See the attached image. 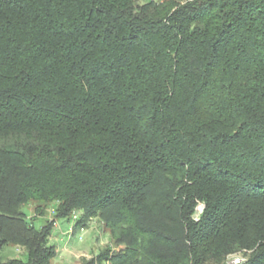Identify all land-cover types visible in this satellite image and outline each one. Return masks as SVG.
<instances>
[{"label": "trees", "instance_id": "1", "mask_svg": "<svg viewBox=\"0 0 264 264\" xmlns=\"http://www.w3.org/2000/svg\"><path fill=\"white\" fill-rule=\"evenodd\" d=\"M30 205L80 264H264V0H0V264L56 257Z\"/></svg>", "mask_w": 264, "mask_h": 264}, {"label": "rangeland", "instance_id": "2", "mask_svg": "<svg viewBox=\"0 0 264 264\" xmlns=\"http://www.w3.org/2000/svg\"><path fill=\"white\" fill-rule=\"evenodd\" d=\"M24 211L28 218L34 217L36 224H41L52 216L49 210L45 215H37L34 211V206H25ZM60 228H53L52 235L57 237L53 244L56 245L57 255L51 260V264H80L83 259H89L91 256L99 253L111 241L110 232L104 231V226L97 218L90 220L89 229L82 232L83 240L79 241L78 236L80 231H76L74 238L71 240L65 236L68 230V223L66 219H58ZM94 227V228H93ZM52 242V241H51ZM22 254V249L13 245H6L2 251L1 256L4 260H8Z\"/></svg>", "mask_w": 264, "mask_h": 264}, {"label": "built area", "instance_id": "3", "mask_svg": "<svg viewBox=\"0 0 264 264\" xmlns=\"http://www.w3.org/2000/svg\"><path fill=\"white\" fill-rule=\"evenodd\" d=\"M155 1L163 2L164 0H155ZM30 206H32V205H30ZM48 210L52 214V216L49 217L48 219L54 222L53 228L59 229L60 228L59 223H58L59 218H56V216H55L56 215L55 207L51 206ZM202 210H203V205H200L199 211L201 212ZM80 217H81V213L78 210H74L72 212L71 216L66 219L69 227H68L67 232L65 233V236L70 240L72 238H74V234L76 231H80L81 234L78 236V240L82 241L84 238L82 232L89 229L88 225H89L90 221L88 223L79 224L78 221H79ZM56 239H57V237L55 235L51 234L50 240L52 241V243H54V241H56ZM108 244H110V242ZM245 261H246V257L243 254L238 253V254L229 255L225 261V264H242Z\"/></svg>", "mask_w": 264, "mask_h": 264}, {"label": "crops", "instance_id": "4", "mask_svg": "<svg viewBox=\"0 0 264 264\" xmlns=\"http://www.w3.org/2000/svg\"><path fill=\"white\" fill-rule=\"evenodd\" d=\"M17 248L15 247V250H16Z\"/></svg>", "mask_w": 264, "mask_h": 264}]
</instances>
